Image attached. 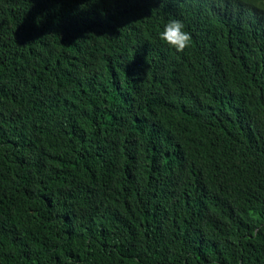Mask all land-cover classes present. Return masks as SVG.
<instances>
[{
    "label": "trees",
    "instance_id": "1",
    "mask_svg": "<svg viewBox=\"0 0 264 264\" xmlns=\"http://www.w3.org/2000/svg\"><path fill=\"white\" fill-rule=\"evenodd\" d=\"M0 264H264V0H0Z\"/></svg>",
    "mask_w": 264,
    "mask_h": 264
},
{
    "label": "clouds",
    "instance_id": "2",
    "mask_svg": "<svg viewBox=\"0 0 264 264\" xmlns=\"http://www.w3.org/2000/svg\"><path fill=\"white\" fill-rule=\"evenodd\" d=\"M160 39L178 53H183L191 46L192 42V36L185 30L183 22L176 19L170 20L165 25L160 33Z\"/></svg>",
    "mask_w": 264,
    "mask_h": 264
}]
</instances>
